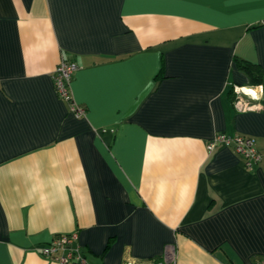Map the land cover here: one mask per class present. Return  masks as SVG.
I'll return each instance as SVG.
<instances>
[{"label": "crops", "instance_id": "1", "mask_svg": "<svg viewBox=\"0 0 264 264\" xmlns=\"http://www.w3.org/2000/svg\"><path fill=\"white\" fill-rule=\"evenodd\" d=\"M264 0H0V264L77 231L88 264L264 258ZM73 60L75 116L54 86ZM245 64L253 65L251 74ZM217 132L252 136V170Z\"/></svg>", "mask_w": 264, "mask_h": 264}, {"label": "built area", "instance_id": "2", "mask_svg": "<svg viewBox=\"0 0 264 264\" xmlns=\"http://www.w3.org/2000/svg\"><path fill=\"white\" fill-rule=\"evenodd\" d=\"M261 25L264 26V20L261 21ZM78 67L75 61L62 58L55 68L53 80L57 94L69 103L70 111L75 116L81 117L86 114V109L75 102L71 92V82ZM233 90L235 94L234 107L238 111L262 108V104L259 102L264 90L262 84L247 88V90L243 86L235 84ZM217 143L232 146L243 157L245 167L250 170L254 169L262 159V153L257 147L256 139L252 136L217 132L209 141L208 150H213ZM78 239L77 231L56 234L50 242L41 247L40 251L45 257L62 264H88ZM176 263V253L173 246H168L163 258L155 262V264ZM126 264H132V262ZM258 264H264V258Z\"/></svg>", "mask_w": 264, "mask_h": 264}, {"label": "trees", "instance_id": "3", "mask_svg": "<svg viewBox=\"0 0 264 264\" xmlns=\"http://www.w3.org/2000/svg\"><path fill=\"white\" fill-rule=\"evenodd\" d=\"M245 68L248 70V72H250V73L253 74V75H254V73L256 72V71H254L253 65H251V64H245ZM255 74H256V80H257V82H259V81H260V78H259L260 76L257 75L258 72H256ZM234 98H235V97H234Z\"/></svg>", "mask_w": 264, "mask_h": 264}, {"label": "bare ground", "instance_id": "4", "mask_svg": "<svg viewBox=\"0 0 264 264\" xmlns=\"http://www.w3.org/2000/svg\"><path fill=\"white\" fill-rule=\"evenodd\" d=\"M245 90H247V89H245Z\"/></svg>", "mask_w": 264, "mask_h": 264}]
</instances>
